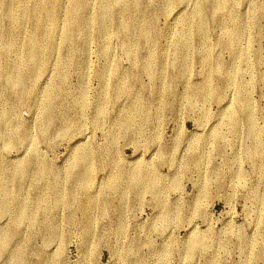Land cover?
I'll list each match as a JSON object with an SVG mask.
<instances>
[{"label": "rangeland", "instance_id": "rangeland-1", "mask_svg": "<svg viewBox=\"0 0 264 264\" xmlns=\"http://www.w3.org/2000/svg\"><path fill=\"white\" fill-rule=\"evenodd\" d=\"M39 1L56 49L18 89L33 20L0 14V264H264V0H110L106 32Z\"/></svg>", "mask_w": 264, "mask_h": 264}, {"label": "bare ground", "instance_id": "bare-ground-1", "mask_svg": "<svg viewBox=\"0 0 264 264\" xmlns=\"http://www.w3.org/2000/svg\"><path fill=\"white\" fill-rule=\"evenodd\" d=\"M24 1L25 0H16L15 2H10V3L6 4V3H2V0H0V14L3 13L5 18L8 20V22H9V30L8 31L12 32V34L15 32L17 33L18 31H16V30L21 28L22 21L26 15L27 16L29 15L33 20V27L27 32V35L22 40V42L19 41L21 44V47L17 42L16 35H15L16 39H14V34H13V37L11 38V40H13L11 42V49L16 55L18 54V57H19V53H20L21 49L23 48V46L26 45L28 47L26 59L25 60H19L21 64L18 65V73L17 74H11V73L7 72L5 69L2 70L5 85L8 87L11 86L12 88H15V89H18V87L22 83L21 82V73L22 72H30L31 75H35L36 72L41 70V68L49 61V55L52 53V51H54L56 49V44H55V42H56L55 36L56 35L54 32V28L56 27L55 26L56 24L54 25V23L57 21V18H58V13H59L58 9H56L55 7L48 8V5L46 3L37 0V1H34L29 8H26L23 10L21 9L18 13V4H21ZM72 1H73V5H77V4H79L83 1H86V0H72ZM99 1L101 3V13H100V15H98V17L96 16V18L94 20L98 23L100 28L104 32H106V30H107V28H106L107 24L106 23L108 22L107 19L109 17V12H110V8H111L112 3L110 2V0H99ZM119 1H118L119 3L123 2V0H119ZM225 3H226V1H225ZM115 4L117 5L118 3L115 1ZM125 8L127 9V6L124 7V9ZM99 9H100V7H99ZM45 21L48 24L47 29L42 28ZM0 24L2 26L1 20H0ZM123 25L127 29L132 28V23L124 22ZM1 26H0V32L1 33L2 32H5V33L8 32V31H6V29L4 27H1ZM199 27L201 28V26H199ZM44 30H45L46 35H47V41H45V39H44V36H45ZM71 36H72L71 23L67 22L65 24L64 30L62 32L63 43H68L71 39ZM19 39L21 40V38H19ZM85 39H86V37H85ZM185 39L186 38L183 39L184 41L182 40L183 44L185 42ZM183 53H184V51H183ZM183 53H182V55H183ZM63 57H65V56H63ZM63 57L59 56V58H58L59 63H64ZM27 68H29L28 71L26 70ZM206 82H207V80H206ZM9 115H10L9 112L7 113V112H4V110H3L0 114V122L5 121V120L8 121ZM48 115H49L48 111H45V118H47ZM82 157H84V155ZM78 159H79V157H78ZM83 161H85V159ZM19 172H20V170H18V167H17L14 175L16 176L18 174H21ZM9 182H11V181H9ZM7 183H8V181H6V180L3 181V179L0 178V192L3 194L2 209L4 211L7 210V208L10 206V202H11V199H12L13 193H14V189H13L14 184H13L12 188L9 189L6 186ZM22 211H23V208L20 207L19 209H17L16 213H14L15 215L13 218H14L15 222H18V218L21 216ZM6 245H7V237L2 236V238L0 239V252H3L5 250ZM18 263H20V262H18V252H15V254L11 258L9 264H18Z\"/></svg>", "mask_w": 264, "mask_h": 264}]
</instances>
